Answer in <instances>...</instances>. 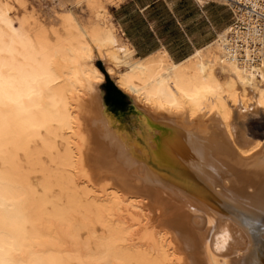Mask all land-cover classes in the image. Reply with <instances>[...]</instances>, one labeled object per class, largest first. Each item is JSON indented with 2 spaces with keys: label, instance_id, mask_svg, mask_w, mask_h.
<instances>
[{
  "label": "bare ground",
  "instance_id": "obj_1",
  "mask_svg": "<svg viewBox=\"0 0 264 264\" xmlns=\"http://www.w3.org/2000/svg\"><path fill=\"white\" fill-rule=\"evenodd\" d=\"M69 2L58 27L0 0V264H264V3L196 0L233 22L176 62Z\"/></svg>",
  "mask_w": 264,
  "mask_h": 264
},
{
  "label": "crops",
  "instance_id": "obj_2",
  "mask_svg": "<svg viewBox=\"0 0 264 264\" xmlns=\"http://www.w3.org/2000/svg\"><path fill=\"white\" fill-rule=\"evenodd\" d=\"M196 0H122L112 12L123 39L137 57L164 50L178 62L189 57L229 24L213 19L221 6Z\"/></svg>",
  "mask_w": 264,
  "mask_h": 264
},
{
  "label": "rangeland",
  "instance_id": "obj_3",
  "mask_svg": "<svg viewBox=\"0 0 264 264\" xmlns=\"http://www.w3.org/2000/svg\"><path fill=\"white\" fill-rule=\"evenodd\" d=\"M16 7L17 16H32V18H39L45 24L50 25L57 23L58 26V14L61 15L65 11H72L74 16L84 21L89 17L88 10L83 6L82 8H75L70 5L69 0H11ZM122 0H101L102 5L106 8V11L111 15V21L114 23L112 12H114ZM66 2L63 7H58L59 3ZM263 2L264 0H259ZM218 4V3H217ZM215 4V5H217ZM221 5V4H218ZM221 13L217 12L213 19L217 24H231L233 22V14L228 6H221ZM238 10L244 8L243 6H237ZM245 11L249 9L244 8ZM59 27V26H58ZM119 34L123 37L121 30ZM93 64L103 74V80L99 83V91L103 99L104 105L112 113L118 111H126L129 104H132V98L126 93L120 91L116 85V77H112L107 73V67L103 61L95 54L93 55ZM144 109H147L146 107Z\"/></svg>",
  "mask_w": 264,
  "mask_h": 264
}]
</instances>
